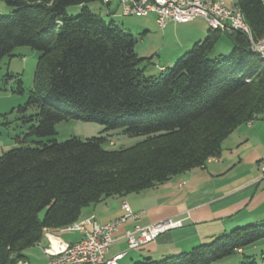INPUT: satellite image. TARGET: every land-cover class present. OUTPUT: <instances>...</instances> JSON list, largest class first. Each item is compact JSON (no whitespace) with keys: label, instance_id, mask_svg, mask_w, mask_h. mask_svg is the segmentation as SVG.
<instances>
[{"label":"trees","instance_id":"1","mask_svg":"<svg viewBox=\"0 0 264 264\" xmlns=\"http://www.w3.org/2000/svg\"><path fill=\"white\" fill-rule=\"evenodd\" d=\"M5 1L15 10L0 16V58L20 47L41 53L33 90L19 107L31 124L22 141L53 137L58 124L73 120L145 140L120 150L105 149L106 137L40 140L0 155V264L28 263L26 250L46 232L80 221L90 205L205 166L239 126L264 113V62L244 33L226 32L232 53L211 59L225 32L209 29L172 67L146 76L137 38L87 6L104 0ZM236 5L254 40H262L264 0ZM72 6L80 14L69 15ZM28 109L37 112L28 116ZM263 239L264 223L249 224L188 252L134 264H214Z\"/></svg>","mask_w":264,"mask_h":264},{"label":"crops","instance_id":"2","mask_svg":"<svg viewBox=\"0 0 264 264\" xmlns=\"http://www.w3.org/2000/svg\"><path fill=\"white\" fill-rule=\"evenodd\" d=\"M196 21L186 24L170 22L162 30L165 37L184 34L176 42L179 47L176 54L184 50L187 52L193 44L206 37L203 34L207 35L208 31L205 33L202 27L196 25ZM166 68L161 66L160 73ZM251 122L238 128L227 140L232 141L231 145L225 148L220 157L208 160L205 166L175 176L152 189L123 198L110 197L99 204L90 205L82 211L80 220L94 216L98 224H108L123 215V202L135 213L142 214L137 222L120 227L115 236L116 240L107 256L126 252L119 264H133L147 257L159 260L176 256L196 246L208 244L230 230L264 223V174L261 170L264 150L249 149L252 138L264 146V128ZM166 220L179 221L181 227L160 235L141 250H128L123 237L124 230ZM48 233L56 249L74 244L84 237L80 233L74 239ZM48 246L49 239L46 237L38 245L41 250ZM239 253L245 254V250Z\"/></svg>","mask_w":264,"mask_h":264},{"label":"rangeland","instance_id":"3","mask_svg":"<svg viewBox=\"0 0 264 264\" xmlns=\"http://www.w3.org/2000/svg\"><path fill=\"white\" fill-rule=\"evenodd\" d=\"M238 1L239 0H234L235 3ZM87 6L92 12L99 15L107 23L113 21L118 27L131 33L137 38L138 43L135 51L139 57L146 59L144 63L140 65V69L145 71L144 73L146 76H159V68L161 66L167 68L172 67L174 63L186 53V50H184L179 54H176V51L179 48L176 42L180 37H183L184 34H180L179 36L172 34L165 37L164 32L157 26L153 15L148 17H124L121 14L119 0H110L109 4L97 1L90 3ZM14 10L15 8L9 6L5 0H0L1 17L10 16ZM67 12L71 16H76L80 14L81 7H69ZM196 20V25L202 27L203 31L206 33L209 29L206 21L201 18ZM203 35L206 36V34ZM232 50L233 42L227 34L223 33L211 53L210 58L218 59L220 57H229ZM40 56L41 53L39 51L33 50L29 47H20L13 52L11 57L0 58V155L11 149L17 148L20 145L32 147L35 145V142L40 140L65 142L72 138H78L85 141L95 137H106L107 142L104 145V148L107 150L126 149L145 140V137L127 136L122 130L104 131V126L97 123L73 120L58 124L56 126V134L53 137L45 139H37L34 137L27 138L25 142L22 141L24 135L28 133L31 124L24 123V120L19 113V107H23L26 104L28 96L33 90L34 74ZM8 76H11V78H8ZM19 81L22 82L23 93L17 91ZM36 112V109H28L26 115H34ZM255 118L257 117H254V121L252 120L251 123H254V125L260 124L264 128V113L260 119L255 120ZM233 133L222 143V152L225 148H228L231 145L232 141L227 140L233 135ZM17 137H20L21 141L16 142ZM263 148L264 146L256 139L252 138L250 140V150L260 151L264 150ZM89 218L95 217L91 216ZM96 224L102 226L97 222ZM231 231L232 230L227 232L226 235ZM58 234L71 239L78 237V233L76 232ZM42 246L45 247L46 244L43 243ZM263 253L264 239L255 245L247 247L244 255L237 253L214 264H243L245 261H254L256 264H264V261L262 260ZM25 254L30 258V264H48L49 262V259L38 246L26 250Z\"/></svg>","mask_w":264,"mask_h":264},{"label":"built area","instance_id":"4","mask_svg":"<svg viewBox=\"0 0 264 264\" xmlns=\"http://www.w3.org/2000/svg\"><path fill=\"white\" fill-rule=\"evenodd\" d=\"M108 3L109 0H104ZM121 14L124 17L153 15L157 26L164 30L170 22L186 24L198 18L204 19L211 30L221 32L238 31L247 35L252 50L257 52L264 62V38L255 41L241 9L234 0H119ZM249 82V81H248ZM264 174V167L261 168ZM123 215L108 224L99 226L94 218L80 220L67 225L60 233L76 232L83 234L82 240L74 244H66L56 248L50 234L49 246L42 251L50 260L48 264H119L126 252H119L108 257L115 236L120 227L137 222L141 213H135L131 207L123 202ZM181 227V222L166 220L146 226L135 225L130 230H124L128 250H141L154 242L160 235ZM18 264H28L19 262Z\"/></svg>","mask_w":264,"mask_h":264},{"label":"bare ground","instance_id":"5","mask_svg":"<svg viewBox=\"0 0 264 264\" xmlns=\"http://www.w3.org/2000/svg\"><path fill=\"white\" fill-rule=\"evenodd\" d=\"M57 250V249H56Z\"/></svg>","mask_w":264,"mask_h":264}]
</instances>
